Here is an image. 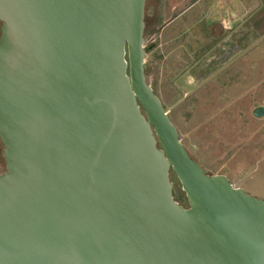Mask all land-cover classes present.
<instances>
[{
    "label": "water",
    "instance_id": "95a60500",
    "mask_svg": "<svg viewBox=\"0 0 264 264\" xmlns=\"http://www.w3.org/2000/svg\"><path fill=\"white\" fill-rule=\"evenodd\" d=\"M144 11L0 0V264H264V199L180 143L146 80Z\"/></svg>",
    "mask_w": 264,
    "mask_h": 264
},
{
    "label": "rangeland",
    "instance_id": "374dc122",
    "mask_svg": "<svg viewBox=\"0 0 264 264\" xmlns=\"http://www.w3.org/2000/svg\"><path fill=\"white\" fill-rule=\"evenodd\" d=\"M194 1L186 0L176 7L178 0H145L146 80L176 128L180 143L202 170L208 175H220L217 173L223 166L234 167V162L244 156L252 164L247 176L251 187L245 193L264 199V157L260 160L264 146L260 149L256 140L260 134L264 138V121L259 124V119L252 115L256 108L264 106V0H233L237 4L231 6V19L234 8L238 15L243 4L249 16L247 28L263 25L258 29V40L254 39L242 53L212 71H202L195 64L212 47L211 41L201 39H207V30L219 24L214 18L222 15L223 6L214 10L213 5L222 0H204L189 12L193 17L206 14L210 18L208 24H188L184 36L188 39L183 47L178 45L176 38L180 34L170 20ZM243 15L239 18L243 19ZM204 26L207 30H202ZM238 26L237 21L231 23L232 31ZM222 37L225 35L215 37L216 41ZM246 141L255 149H246L238 156ZM234 156L238 157L230 162ZM169 177L176 202L182 207L188 205L176 176L170 172Z\"/></svg>",
    "mask_w": 264,
    "mask_h": 264
},
{
    "label": "crops",
    "instance_id": "0c3cea01",
    "mask_svg": "<svg viewBox=\"0 0 264 264\" xmlns=\"http://www.w3.org/2000/svg\"><path fill=\"white\" fill-rule=\"evenodd\" d=\"M185 1L186 0H178V4L176 5V7L182 6ZM203 1L204 0H195L194 3H190L189 5L185 6L183 11L179 15H177L175 18L172 19L171 23L174 24V26H175L174 29H175L176 33L180 34V36H177L178 38H176V39H179V42H178L179 46L183 47L184 40L188 39V38H184V36L188 32V31L186 32V30L188 28V24H190V23H193V24L195 23L197 25L201 24V23L208 24V21H209L208 19L210 18L209 15L202 14L203 17H200V16H197V17L194 16L193 17L192 14L189 15V12L194 11L193 9L195 7H197L198 5H200ZM218 3H219L218 1L216 3H214L213 9L214 10L217 8L219 9L220 8L219 6H221V5L223 6L222 7V9H223L222 15L220 17H218L217 19L214 18V21H218L219 24L213 25L208 30H207V28H208L207 26H204L202 28V30L205 28L207 31H209L210 36H208L207 39H201V40L202 41H205V40L211 41L209 43H211V45H212L210 50L208 49L206 51V53L203 55L201 62L195 64V65L199 64L200 66H198V67L202 71H205V70L212 71L216 67H219L221 65L226 64L233 57L242 53L247 47V45H245V44H247L246 43L247 41H244L245 38H247L249 36H250L249 38H251V36H254L253 37L254 39L259 38L257 36V32H258V29L260 27H262V25H263V24H261L260 26H257L254 24L255 27L253 26L252 28H247L246 23L249 20L248 19L249 16H247L248 14H247V8H246L247 6L246 5H243V4L240 5L238 15L236 14L237 9L234 8V11L232 14V19H231L229 16L231 13V6H235L237 3L234 2L233 0H222V3H219V4ZM241 7H242V9H241ZM241 12H243L244 15L241 14ZM241 15H243V19L239 18ZM236 21L238 22L239 26L237 29H234L232 31L231 23H233V22L235 23ZM243 25H245V26L243 27V29H241ZM215 26H218V27L214 28ZM251 31H252L253 35L250 34ZM248 32H249V36H247ZM222 34H224L225 37H222L217 42L215 37H218L219 35L221 36ZM256 40H258V39H256ZM215 42H217V43L215 44ZM250 43H248V44H250ZM200 45H202V44H200ZM262 107H264V106H262ZM256 119H259V120H257V121H259L257 123L261 124L264 121V116L262 118H256ZM244 137H247V136H244ZM256 140H257V143L259 142V148L261 149L264 146L263 145L264 144V138L262 137V134H260ZM244 143H246V144L242 145V147H240L238 150V156H239V152L245 151L246 149H249L250 151L255 149L254 146L249 147L247 145V141ZM238 156H234V158H232L230 162L235 161L234 159H236V157H238ZM263 157H264V153H263V156L260 157V160ZM234 163H236V165L234 167H232L231 164L223 166L222 171L218 172L217 174L224 175L228 179V181L232 184L233 187L240 188L244 192H247L246 189L251 187V184H250L247 176L251 172L252 164H248L247 158L244 156L242 157L241 161L239 160V162H234Z\"/></svg>",
    "mask_w": 264,
    "mask_h": 264
},
{
    "label": "flooded vegetation",
    "instance_id": "af4514ba",
    "mask_svg": "<svg viewBox=\"0 0 264 264\" xmlns=\"http://www.w3.org/2000/svg\"><path fill=\"white\" fill-rule=\"evenodd\" d=\"M191 3H194V2H191ZM176 16H174L173 18H175ZM173 18H171L170 20H172ZM1 27H2V23L0 22V36H1ZM5 171H6V162L4 158V145L0 139V175L5 173Z\"/></svg>",
    "mask_w": 264,
    "mask_h": 264
},
{
    "label": "trees",
    "instance_id": "16d2710c",
    "mask_svg": "<svg viewBox=\"0 0 264 264\" xmlns=\"http://www.w3.org/2000/svg\"><path fill=\"white\" fill-rule=\"evenodd\" d=\"M159 25H161V21L159 20ZM252 32V31H251ZM248 35L247 36H249V32L247 33ZM251 34V33H250ZM250 37V36H249ZM249 37H247V38H245V40L244 41H247L246 43L247 44H245V45H248V43H250L251 41H253L254 40V36H251V38H249ZM246 47V46H245ZM183 208H188V205H186V206H184Z\"/></svg>",
    "mask_w": 264,
    "mask_h": 264
}]
</instances>
